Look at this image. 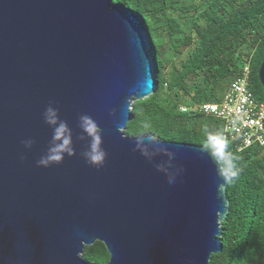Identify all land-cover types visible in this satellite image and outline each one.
Masks as SVG:
<instances>
[{"label":"water","instance_id":"obj_1","mask_svg":"<svg viewBox=\"0 0 264 264\" xmlns=\"http://www.w3.org/2000/svg\"><path fill=\"white\" fill-rule=\"evenodd\" d=\"M154 66L145 32L113 0H0V264H95L80 256L96 242L107 264H209L222 252L230 182L201 146L124 133L134 101L158 89ZM50 103L76 154L42 167ZM82 114L102 129L100 169L81 156Z\"/></svg>","mask_w":264,"mask_h":264},{"label":"trees","instance_id":"obj_2","mask_svg":"<svg viewBox=\"0 0 264 264\" xmlns=\"http://www.w3.org/2000/svg\"><path fill=\"white\" fill-rule=\"evenodd\" d=\"M113 2L145 32L158 84L155 93L134 102L128 135L150 134L163 141L201 146L205 137L196 141L188 134V126L198 129L191 132L195 133L204 124L221 129V122L202 113L184 114L180 106L219 102L246 64H250V88L264 103L259 80L264 60V0ZM185 49L187 55L177 66L174 59L182 57ZM170 66L177 92L174 103L166 104L162 89L170 88ZM230 150L240 158L241 171L227 186L229 212L220 224L223 250L212 255L209 264H264V147L237 152L230 144ZM82 256L95 264H107L110 259L101 242L86 246Z\"/></svg>","mask_w":264,"mask_h":264},{"label":"clouds","instance_id":"obj_3","mask_svg":"<svg viewBox=\"0 0 264 264\" xmlns=\"http://www.w3.org/2000/svg\"><path fill=\"white\" fill-rule=\"evenodd\" d=\"M44 123L52 129L51 139L47 151L36 162L37 166L49 167L53 164H60L63 162L65 155L71 157L76 154L73 141V130L68 122L60 118L59 109L53 107L50 103L42 113ZM233 119L231 122V131L239 132L237 121ZM78 127L81 135L78 137L80 141H86L85 150L81 156L87 164L100 169L104 166L107 153L103 149L102 129L97 122L89 115L82 114L78 117ZM201 131L204 134V142L200 147V151L206 153L216 166V173L226 183L233 181L240 174V167L238 164L239 157L230 150V138L227 134L229 129L212 130L207 124L202 125ZM33 139L22 141L25 148L30 149L34 144ZM139 143V142H138ZM169 156H174L175 153L167 149ZM142 154L148 158L151 156V150L144 148ZM23 160L24 157L21 156ZM159 170V169H158ZM183 171V169H179ZM167 181L169 184L175 183V176L168 175Z\"/></svg>","mask_w":264,"mask_h":264},{"label":"built area","instance_id":"obj_4","mask_svg":"<svg viewBox=\"0 0 264 264\" xmlns=\"http://www.w3.org/2000/svg\"><path fill=\"white\" fill-rule=\"evenodd\" d=\"M250 64L241 75L230 83L226 94L219 102L181 105L180 111L202 113L221 122V130L229 129L230 144L237 152L253 147H264V103L259 101L250 88ZM239 118V132L231 131V122Z\"/></svg>","mask_w":264,"mask_h":264},{"label":"rangeland","instance_id":"obj_5","mask_svg":"<svg viewBox=\"0 0 264 264\" xmlns=\"http://www.w3.org/2000/svg\"><path fill=\"white\" fill-rule=\"evenodd\" d=\"M187 52H188V49H185V54L182 56V57H180V58H178V59H174V61H175V64L177 65V66H179L180 65V61L179 60H181V59H183V58H185V56L187 55ZM153 54V53H152ZM170 65V64H169ZM168 71V76L167 77H169L168 79H169V83H170V88H168V87H165L164 89H162V94L164 95L163 96V98H165L164 99V102L166 103V104H168V103H174V99L176 98V93L175 92H177V89H175V87L173 86V84H172V79H173V71H174V69L173 68H171V66H170V68L167 70ZM227 92V91H226ZM217 93V92H216ZM226 93H224V95H225ZM221 95V94H220ZM180 96H181V94L179 95L178 94V97L180 98ZM145 98H147V97H145ZM141 100H143V99H141ZM135 102V101H134ZM180 106V105H179ZM178 106V107H179ZM188 114V113H187ZM194 130H198V129H196L195 127H193V126H188V129H187V132H190V133H188L190 136H193L194 137V139H196V141H198L199 139H203L204 138V134L201 132V130H199L198 132H195V133H191V132H193ZM124 133H125V135L126 136H128V134L126 133V130L124 131ZM133 135H136L135 134V132H134V134ZM235 147V146H234ZM81 258H83V256L81 255L80 256Z\"/></svg>","mask_w":264,"mask_h":264}]
</instances>
